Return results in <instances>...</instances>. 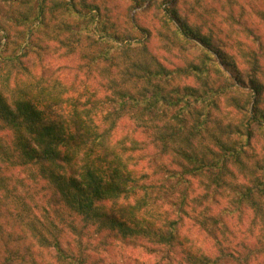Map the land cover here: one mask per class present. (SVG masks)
<instances>
[{
	"label": "rangeland",
	"instance_id": "1",
	"mask_svg": "<svg viewBox=\"0 0 264 264\" xmlns=\"http://www.w3.org/2000/svg\"><path fill=\"white\" fill-rule=\"evenodd\" d=\"M39 2L44 11L37 15ZM181 25L193 31L186 35ZM198 33L211 35L212 47ZM125 44L140 52H123L119 47ZM218 46L229 50L225 67L229 77H237L235 85H228L233 78L215 70L213 60L219 52L209 50ZM253 58L264 82V0H0V86L7 96L18 78L36 90L56 84L72 95L82 89L95 91L100 99L117 87L139 97L142 85L147 96L155 95L149 109L131 106L112 137L114 142L131 144L139 158L137 167L150 174L142 182L155 183L154 196L164 197L158 204L180 222L176 240L161 245L142 237L123 239L109 229L91 228L80 236L68 230L62 232L68 256L74 253L80 264H196L203 253L214 259L223 250L239 252L223 257L233 259L225 264H264V223L256 219V209L237 202L238 190L264 182L261 169L251 173L256 164H264V88L257 99L248 78ZM148 61L154 62V70L164 69L152 83L126 72L133 62L139 67ZM6 73L11 74L7 85ZM237 91L251 92V98L246 100ZM247 121L249 139L243 126ZM234 124L239 127L231 130ZM8 133L0 131L5 140ZM187 136L190 144L183 141ZM168 143L173 149L163 147ZM176 148L194 153L208 167L198 170ZM234 149L242 151L240 161L236 154L229 155ZM29 168L0 170V176L12 178L11 184H4L12 191L0 187V224L6 233L15 234L12 250L29 245L26 238L15 241L16 231L11 230H20L19 224L29 217L23 201L32 212L46 216L47 208L53 216L47 184L29 176ZM20 215L22 223H13ZM1 239L5 240L0 237V261L6 256ZM178 241H187L186 246ZM197 250V257L189 261ZM50 258L44 253L36 256L39 264L53 261Z\"/></svg>",
	"mask_w": 264,
	"mask_h": 264
},
{
	"label": "trees",
	"instance_id": "2",
	"mask_svg": "<svg viewBox=\"0 0 264 264\" xmlns=\"http://www.w3.org/2000/svg\"><path fill=\"white\" fill-rule=\"evenodd\" d=\"M39 3L37 15L44 11L43 4ZM232 17L236 21L235 14ZM180 29L186 35L191 33L190 30L193 31V28L189 30L184 25H181ZM198 36L203 43L212 47L211 35L198 33ZM119 49L123 52H140L138 47L131 48L127 44ZM146 50L143 48V51ZM209 51L219 52L213 60L216 63L215 70L228 79L233 78L232 81L229 80L228 85H235L237 77H229L225 67V64H228L229 50L218 46ZM252 51L255 54L259 52ZM153 64L154 62L148 61L136 67V63L133 62L126 72L147 83H152L153 77L164 70L163 68L154 70ZM252 65L253 72L248 78L258 99L260 91L264 88V82L258 76L260 71L257 58H253ZM136 71H140V74L138 75ZM1 74L0 71V76ZM10 78V73L4 74L3 82L9 84ZM18 79L19 84L15 90H6L9 91L8 96L3 86H0V131L5 129L9 132L7 140L0 135V170L6 166H21L26 169L31 167L28 171L29 176L37 182L41 181L42 186L43 183L47 184L46 189L50 191L54 211H52L53 216H50V212L45 208L44 211L48 215L40 216L32 212L27 201H23V204L30 209L29 217L23 224H19L22 223L23 216L20 215L21 219H14L13 223H18L20 230L15 228L11 230L16 231L15 241L26 238L27 241L29 240V245L27 244L22 250L19 246L12 250L11 237L15 234L6 233L0 224V237L6 240L1 239L6 256L0 264H6L10 260L14 264H39L36 256L41 253L53 259L41 264H80L79 258L74 253L70 256L65 253L66 243L62 238V232L68 230L80 236L90 233L91 228L109 229L123 239L142 237L161 245L172 244L177 238L180 222L171 218L168 209L158 204L164 197L154 196L157 195L153 190L155 183L146 185L142 182L144 178H149L150 174L140 169L141 166L137 167L139 158L130 147L131 144L123 143L121 140L114 142L112 137L119 120L131 106L135 105L140 111L145 109V105L149 109V106L154 104L152 100L155 95L147 96L145 85H142L139 97L129 90L120 92V87H117V91L114 89L112 92V97L107 95L106 98L100 99L97 92L92 90L82 89L80 93L72 95L65 86L56 84L53 87L43 84V87L36 90V86L28 84L26 79ZM238 80L246 82L240 77ZM239 93L246 100L251 98V92ZM157 95L160 96V93L156 92ZM83 96H87L88 99L84 100ZM8 98L13 103L9 102ZM136 112L137 110L134 114ZM259 112L263 114L261 110ZM148 118L149 114L146 115V119ZM244 125L249 131L247 135L249 139L252 133L251 122H243ZM238 127L239 125L234 124L231 130H236ZM183 141L190 144V136L184 137ZM168 145L169 143L163 147ZM168 149L173 148L168 146L166 150ZM174 151L193 161L199 166L198 170L208 167L209 163L202 162L194 153L188 154L184 148H176ZM234 151L229 155L236 154L240 161L242 151L235 149ZM12 156L18 161L13 160L15 158ZM256 169L264 172V164H256L251 173ZM10 180L12 178L0 176V187L6 193L12 191L7 187L8 185H4L5 182L10 183ZM252 185L245 190L243 188L238 190L237 202L256 209L258 213L256 219H261L264 223V182H254ZM260 195H263V198ZM209 221L210 219L204 222ZM213 223L218 227L216 222ZM201 226L209 228V224ZM214 230L212 228L208 231ZM186 243L187 241L183 243L178 241V244L184 247ZM190 250L193 251L187 249ZM199 252V250L196 253L191 252L189 261L197 257ZM232 253H223L222 250L214 259L203 253L201 261L194 260V263L225 264L233 259L221 260L223 257L238 255L239 252Z\"/></svg>",
	"mask_w": 264,
	"mask_h": 264
}]
</instances>
